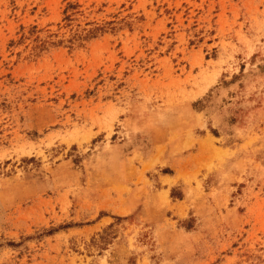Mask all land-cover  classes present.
Instances as JSON below:
<instances>
[{
  "label": "rangeland",
  "instance_id": "374dc122",
  "mask_svg": "<svg viewBox=\"0 0 264 264\" xmlns=\"http://www.w3.org/2000/svg\"><path fill=\"white\" fill-rule=\"evenodd\" d=\"M0 264H264V0H0Z\"/></svg>",
  "mask_w": 264,
  "mask_h": 264
}]
</instances>
